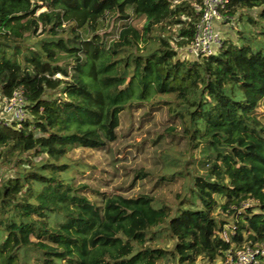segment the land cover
Instances as JSON below:
<instances>
[{
  "label": "trees",
  "instance_id": "1",
  "mask_svg": "<svg viewBox=\"0 0 264 264\" xmlns=\"http://www.w3.org/2000/svg\"><path fill=\"white\" fill-rule=\"evenodd\" d=\"M201 2L0 0V98L20 90L28 102L20 126H0L1 166L13 170L0 175V264H214L264 244V0H230L222 15L241 26L236 39L181 58ZM129 9L143 25L108 40L100 22H129ZM147 103L180 121L192 158L209 151L206 174L171 160L161 179L189 177L175 208L146 194L93 202L76 182L88 167L69 152L106 149L122 113Z\"/></svg>",
  "mask_w": 264,
  "mask_h": 264
},
{
  "label": "rangeland",
  "instance_id": "2",
  "mask_svg": "<svg viewBox=\"0 0 264 264\" xmlns=\"http://www.w3.org/2000/svg\"><path fill=\"white\" fill-rule=\"evenodd\" d=\"M132 18L124 22L108 15L100 22L101 33L107 34L108 40H116L125 24L143 25L142 20L136 19L132 9ZM224 40L236 39L235 33L240 29L238 23L227 24L222 20L219 24ZM86 38L91 36L84 31ZM181 58L192 57L186 48L179 50ZM259 119L264 123V100L257 111ZM180 121L174 119L164 105L154 106L152 103L134 106L121 115V125L117 131L118 138L104 150L83 148L72 149L68 156L71 160L79 161L88 167L85 174H77V184L88 187L87 196L93 202H100L103 195L120 194L125 197L150 195L162 204L175 208L186 195L189 177L177 176L173 181L161 179L168 176L173 166L171 160L180 158L189 162L182 167L183 171H193L206 174L203 165L208 160L209 151L201 146L192 158L187 141L182 137ZM0 161V175L6 177L13 172L8 167H2ZM180 170V169H179ZM145 176L137 179L140 174ZM217 209L218 217L224 215ZM225 218V216H223ZM164 245V244H163ZM167 246H171L170 244ZM218 260L214 264H223ZM162 264H174L173 262ZM197 264H209L199 260Z\"/></svg>",
  "mask_w": 264,
  "mask_h": 264
},
{
  "label": "built area",
  "instance_id": "3",
  "mask_svg": "<svg viewBox=\"0 0 264 264\" xmlns=\"http://www.w3.org/2000/svg\"><path fill=\"white\" fill-rule=\"evenodd\" d=\"M230 0H202L196 7L200 15L197 33L187 51L194 58L216 53L223 47L224 37L218 24L224 20L222 15ZM27 100L23 92L15 91L10 98H0V126H20L27 118ZM235 224L227 225L220 236L230 242L236 234ZM226 253L223 264H264V244L245 243Z\"/></svg>",
  "mask_w": 264,
  "mask_h": 264
},
{
  "label": "crops",
  "instance_id": "4",
  "mask_svg": "<svg viewBox=\"0 0 264 264\" xmlns=\"http://www.w3.org/2000/svg\"><path fill=\"white\" fill-rule=\"evenodd\" d=\"M218 27H219V25H218Z\"/></svg>",
  "mask_w": 264,
  "mask_h": 264
}]
</instances>
